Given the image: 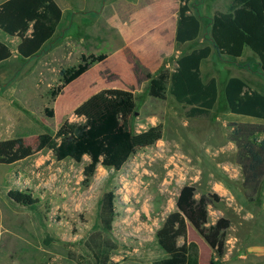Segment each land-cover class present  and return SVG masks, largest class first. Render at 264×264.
<instances>
[{
  "label": "rangeland",
  "instance_id": "obj_1",
  "mask_svg": "<svg viewBox=\"0 0 264 264\" xmlns=\"http://www.w3.org/2000/svg\"><path fill=\"white\" fill-rule=\"evenodd\" d=\"M231 2L194 0L192 12L202 20L199 39L177 44L154 72H148L156 75L162 68L172 72L180 51L210 45L212 54L201 70L205 81L217 78L219 101L208 116L188 117V108L168 90L164 97L152 95L148 73L145 70L141 77L140 65L135 78L107 68V62L94 64L91 79L75 81L53 98L62 69L77 66L83 53L114 49L104 32L85 35L73 46L70 13L36 56L21 58L14 53L0 63V139L22 137L31 153L13 165L0 164V213L5 216L0 225L11 230L10 244L24 242L25 264H97L90 249L92 236L105 241V255L112 253L117 264H152L165 255L157 231L171 211L181 209L178 199L186 186L193 187L196 198L207 194L213 200L204 227L189 222L188 238L198 246L200 264H264V181L250 199L238 147L230 138L231 124L256 120L231 113L224 102L229 77L239 76L251 89L264 93V72L250 49L241 58L223 56L211 36L213 15L229 10ZM165 4L169 26L179 6L174 0ZM93 13L91 23L98 15ZM164 37L168 39L167 34ZM54 49L58 51L50 54ZM124 86L131 87L127 90L134 92V98H114L99 119L87 122L75 115L74 110L93 94ZM48 108L54 116L47 115ZM64 124L85 139L126 129L138 134L159 125L162 137L138 147L119 170L100 165L87 177L89 157L80 163L60 161L49 147ZM10 190L30 193L35 203L13 202ZM108 191L116 195L117 215L111 230L101 222ZM21 255L19 249L13 252L16 259Z\"/></svg>",
  "mask_w": 264,
  "mask_h": 264
},
{
  "label": "trees",
  "instance_id": "obj_2",
  "mask_svg": "<svg viewBox=\"0 0 264 264\" xmlns=\"http://www.w3.org/2000/svg\"><path fill=\"white\" fill-rule=\"evenodd\" d=\"M194 0H181L178 10L176 41L178 44L194 43L202 32L201 18L192 12ZM62 18V9L55 0H6L0 4V29L10 35L21 37L19 54L28 58L37 54L55 33V25ZM33 24V30L28 31ZM211 36L216 51L223 56L241 58L250 49L259 59L264 72V0H233L227 11H217L211 20ZM248 48V49H247ZM212 54V47L205 45L183 51L177 58L174 71L162 68L158 74L148 73L149 91L154 96L164 97L166 91L177 102L188 108V117L208 116L219 101V82L213 77L205 81L201 66ZM12 56L10 47L0 40V63ZM106 53L83 54L77 66L62 69L61 83L52 90L54 98L61 91L86 73L94 64L107 59ZM114 98H134V92L123 88L103 89L83 101L74 113L87 122L99 119L112 105ZM224 101L231 113L252 118L255 122L231 124L230 138L238 147V160L242 166L244 185L256 192L264 177V93L251 89L239 76H231L225 83ZM48 116L54 110L46 109ZM162 137V126L134 134L130 130H118L84 138L68 124L62 125L50 149L60 161L73 159L82 162L85 156L90 162L85 166V175L93 176L98 166L119 170L140 146L154 144ZM30 150L24 138L0 140V164L13 165L27 159ZM9 198L22 205H33L30 193L10 190ZM180 210L171 211L157 231V242L164 256L152 264H200L199 249L188 238L189 222L204 227L210 195H194L192 186H186L178 199ZM116 195L105 193L102 203L101 222L111 230L116 220ZM90 249L97 264H117L112 253L105 255L107 246L95 236L91 237Z\"/></svg>",
  "mask_w": 264,
  "mask_h": 264
},
{
  "label": "crops",
  "instance_id": "obj_3",
  "mask_svg": "<svg viewBox=\"0 0 264 264\" xmlns=\"http://www.w3.org/2000/svg\"><path fill=\"white\" fill-rule=\"evenodd\" d=\"M4 1L6 0H0V4ZM55 1L62 9V18L59 23L55 25L54 35L46 41L38 53H40L58 33L59 27L67 13H70L71 17V36L73 40V46L77 39L82 38L85 35H93L101 32H104L105 34L109 33L111 38L110 41H112L114 44V49H112L111 52L106 53L108 57L102 62L109 63L110 66L107 68L111 70L124 71L128 74H131L135 78H137V73L140 68L142 69L140 72L141 77L143 76L145 70L147 73L154 72V69L159 67L161 61L166 58L170 54L169 52L171 50L173 51L174 48H176L175 46L178 44L176 41L178 16H176L174 21H172L169 26L165 20L166 16L168 15L166 9L167 6L165 3L169 0H134L130 4L128 3V0ZM174 1H176L180 7L181 0ZM232 3L233 0L231 4ZM92 12H94V15L95 13L98 14L95 16L96 18L93 23L90 22V13L92 14ZM32 26L33 24L31 23V27L28 31L29 34L33 30ZM165 34L168 35L167 40H165ZM0 40L10 47L12 56L14 53H16L17 56L25 58L22 57L18 51V46L21 43V37L18 35H10L9 33L0 29ZM187 44L188 43L180 45ZM56 51L58 50L54 49L49 53L54 54ZM180 52L182 53V51ZM37 54L28 58H32ZM83 54L87 55L86 53ZM102 65H104V63H102ZM93 71L94 66H92L76 81L84 77L91 79ZM102 72L103 71H101V74ZM125 89H131V87H125ZM262 181H264V177ZM247 188L249 190V198L252 199V196L256 194L258 190L253 192L251 188ZM0 218H5L3 213H0ZM1 226L2 223L0 225V264H25L28 256H26L25 253L27 248L24 242H13L10 244L9 240H7V237L12 235L11 230ZM17 249L22 251V255L18 259L13 257V252H15Z\"/></svg>",
  "mask_w": 264,
  "mask_h": 264
}]
</instances>
